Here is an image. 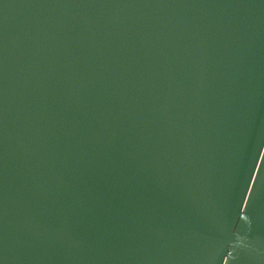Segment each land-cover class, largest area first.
Listing matches in <instances>:
<instances>
[{
  "label": "water",
  "instance_id": "95a60500",
  "mask_svg": "<svg viewBox=\"0 0 264 264\" xmlns=\"http://www.w3.org/2000/svg\"><path fill=\"white\" fill-rule=\"evenodd\" d=\"M0 264H264V0H0Z\"/></svg>",
  "mask_w": 264,
  "mask_h": 264
}]
</instances>
